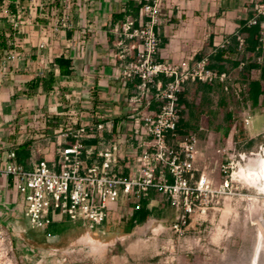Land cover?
I'll use <instances>...</instances> for the list:
<instances>
[{
	"label": "built area",
	"instance_id": "1",
	"mask_svg": "<svg viewBox=\"0 0 264 264\" xmlns=\"http://www.w3.org/2000/svg\"><path fill=\"white\" fill-rule=\"evenodd\" d=\"M55 1L62 2L66 8L57 22V29H66L70 26L67 9L73 0H0L1 79L10 75L11 68L20 59L18 50L23 47L25 26L32 25L38 11L44 12ZM165 1L140 0L139 20L127 14L115 29L114 57L125 84L137 81V93L130 102L143 110L136 121L137 140L142 151L135 157L133 178L124 179L116 172L118 141L100 149L87 148L84 143L112 130L114 123L111 121L81 125L77 129L71 125L62 128L53 163L40 158L41 149L36 148L30 151V164L21 162L18 151H12L0 166V176L9 179L11 187L21 197L22 215L30 229L44 232L50 240L57 237L49 233V229L58 216L90 232L102 228L121 190L138 200L146 198L151 189L160 192L174 208L175 228L179 229L187 226L197 214H207L213 199L222 196L231 185L232 158L227 164L218 160L210 164L206 155L208 148H202L203 142L197 132L179 134L184 118L180 96L191 83L219 84L224 93L234 92L244 103L248 87L236 85L232 72L214 68L209 57L198 61L189 57L178 63L155 60L161 47L159 31L166 17ZM253 4L256 16L248 23L260 26L257 49L264 51V0H254ZM235 36L237 52L244 54L248 42L237 32ZM215 44L225 49L231 41L224 39ZM256 62L263 65L264 56H259ZM243 67L244 62H241L240 70ZM154 102L159 104L157 110L151 109ZM252 121L248 107L243 117L244 127L251 126ZM68 140L71 142L65 143ZM218 165L226 174L219 188L215 186L211 170ZM1 220L0 216V225Z\"/></svg>",
	"mask_w": 264,
	"mask_h": 264
},
{
	"label": "crops",
	"instance_id": "2",
	"mask_svg": "<svg viewBox=\"0 0 264 264\" xmlns=\"http://www.w3.org/2000/svg\"><path fill=\"white\" fill-rule=\"evenodd\" d=\"M253 1L166 0V17L159 31L161 47L155 60L178 63L189 57L201 60L211 56L213 59L224 51L222 60L211 62L212 66L231 72L240 70L239 64L233 67L242 56L240 54L237 58L239 53L235 33L249 20ZM139 2L73 0L67 9L70 26L57 29V22L62 19L66 9L61 2L60 7L53 4L44 12L38 11L35 22L25 26L23 47L18 50L20 59L6 79L0 78V166L5 164L8 153L19 151L21 146L13 132L14 120L27 117L33 109H41L49 119V131L40 136L43 137L41 140H35L39 136L33 137L29 151L40 148L39 157L53 163L59 150L61 129L69 126L68 123L77 129L81 125L111 121L114 123L112 130H106L84 143L87 148L100 149L118 141L119 164L116 172L124 179L133 178L134 160L142 151L137 140L136 121L143 110L130 102L137 93V81L125 84L114 54L117 40L115 29L127 14L139 20ZM224 39H229L231 45L225 49L218 48L215 43H221ZM250 53L253 55L252 62L256 58L252 51L247 50L244 54L247 64L252 63L248 58ZM60 57L71 61L70 68L63 75L56 64ZM50 78L52 84L49 83ZM32 83L36 84L33 89L30 88ZM48 85H52L51 89H46ZM215 88L222 90L219 84L186 85L181 95L184 119L178 129L181 136L188 131L197 132L203 142L202 148H208L206 155L210 164L219 161V157L213 153H222L218 141L220 138L225 140L230 132L223 123L212 125L210 117L206 115L205 109ZM261 105L262 99L259 102ZM158 107L159 104L154 102L151 109L157 110ZM225 121L229 122L228 116H225ZM54 123L57 124L56 128H53ZM240 133L243 135V130ZM169 140L172 141L171 136ZM30 162L28 158L26 163ZM166 203L171 205L155 189H151L142 200L126 196L121 190L118 202L111 206L110 218L118 212L120 221L126 224L134 210L145 208L154 216ZM22 213L20 195L11 187L9 179L0 176V216L3 219ZM56 222L71 224L63 216ZM139 226L136 224L132 233Z\"/></svg>",
	"mask_w": 264,
	"mask_h": 264
},
{
	"label": "rangeland",
	"instance_id": "3",
	"mask_svg": "<svg viewBox=\"0 0 264 264\" xmlns=\"http://www.w3.org/2000/svg\"><path fill=\"white\" fill-rule=\"evenodd\" d=\"M248 58L252 62L253 55ZM247 74L249 80L264 85L259 68L232 72L236 85L247 86ZM245 97L243 103L234 92L215 88L205 109L212 125L223 123L230 130L225 140L218 141L222 153L213 154L220 163L234 161L230 187L213 199L207 214H197L187 226L176 229L175 210L166 203L131 234L124 233L117 212L95 232L71 223L64 235L51 240L44 232L30 229L22 214L5 217L0 225V264H264V191L259 189L261 170L255 161L258 156L264 158V96L257 108L248 99V91ZM248 107L253 121L245 128ZM48 120L45 111L33 109L27 117L14 120L13 132L21 144L37 136L35 140H41L49 131ZM211 170L219 188L226 174L220 165Z\"/></svg>",
	"mask_w": 264,
	"mask_h": 264
},
{
	"label": "trees",
	"instance_id": "4",
	"mask_svg": "<svg viewBox=\"0 0 264 264\" xmlns=\"http://www.w3.org/2000/svg\"><path fill=\"white\" fill-rule=\"evenodd\" d=\"M54 4L57 7H60L59 1H55ZM250 11H251V13L249 14V20L256 16L253 3H252V7L250 8ZM248 21L244 22L242 24L241 28L237 31V33L240 34L241 36H243L245 38V40L248 42L249 47H247L245 53L247 52V50L252 51L255 54L256 58H255L254 62L247 64L246 59L244 57L245 53L241 54L242 56H241L240 60L238 61V63L233 64V67H238L241 62H244V67L242 70L245 73H249V71H251L254 68H259L261 71V80L264 81V64L259 65L256 62V59L259 56H264V51L257 49L259 38H260V26L259 25L249 26ZM223 55H224V51L220 52L218 54V56H216L213 59L211 58V56L209 58H210L211 62H213V61L214 62H220L223 58ZM196 61H198V60H196ZM56 64L60 69L61 75H63V74H66L67 73L66 70L68 68H70L71 61L67 60L63 57H60L56 60ZM247 76H248V74H247ZM246 82H247V87H248V97H249L248 99L252 103L253 107H258L261 98L264 96V85H261L257 81L249 80V76H248ZM49 83H51V84L53 83L52 78H50ZM35 86H36L35 83L30 84L31 89H33ZM51 86L52 85H48L46 87V89H51ZM179 105L182 107L181 96H180ZM31 144H32L31 141H27V142L21 144L20 149L18 151V155H19L21 162H25L29 158V156H30L29 150H30ZM151 215H152V212L149 210H146L145 208L142 210H140V209L134 210L133 216L129 219L128 222H126V224H124V225H126L124 227V233L125 234L132 233L133 228L136 224L140 225V226L143 225ZM69 227H70L69 224H65V225L64 224H58L55 221L51 224L50 229H49V233L56 235V236H62L69 230Z\"/></svg>",
	"mask_w": 264,
	"mask_h": 264
},
{
	"label": "bare ground",
	"instance_id": "5",
	"mask_svg": "<svg viewBox=\"0 0 264 264\" xmlns=\"http://www.w3.org/2000/svg\"><path fill=\"white\" fill-rule=\"evenodd\" d=\"M255 161H256V163L258 164V166H259V168L261 170V172L258 173L259 179H260V182H261V185L259 186V189L261 191H264V158L263 157L261 158V157L258 156V159H256ZM243 172H244V169L242 168L241 172H240L241 176H243ZM256 183H257V180H256ZM257 185H259V184H257ZM257 251H258V248L256 250L255 257H254V260H253L254 262L256 260Z\"/></svg>",
	"mask_w": 264,
	"mask_h": 264
}]
</instances>
